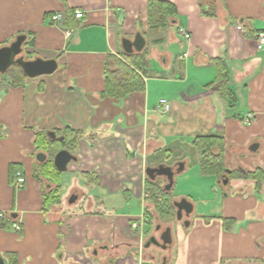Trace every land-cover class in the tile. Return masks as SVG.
I'll return each mask as SVG.
<instances>
[{"label":"crops","instance_id":"0c3cea01","mask_svg":"<svg viewBox=\"0 0 264 264\" xmlns=\"http://www.w3.org/2000/svg\"><path fill=\"white\" fill-rule=\"evenodd\" d=\"M163 1L177 13L148 31L147 0H0V47L23 35L26 59L57 62L17 86L0 79V217L13 223L0 228L2 264H264V48L256 45L264 0ZM57 12L64 28L51 21ZM136 33L149 60L144 90L103 96L108 57L127 53L123 41ZM217 57L227 67L224 97L212 84ZM65 127L84 136L61 173L60 202L46 205L53 183L34 174L43 153L35 133ZM198 136L223 139L221 176L201 173ZM160 164L175 171L173 203L192 205L179 220L173 205L165 224L144 189L146 167ZM256 170L260 180L246 176ZM167 227L165 248L145 246L150 237L161 244Z\"/></svg>","mask_w":264,"mask_h":264},{"label":"trees","instance_id":"16d2710c","mask_svg":"<svg viewBox=\"0 0 264 264\" xmlns=\"http://www.w3.org/2000/svg\"><path fill=\"white\" fill-rule=\"evenodd\" d=\"M145 10L148 31L167 27L169 18L177 13L173 4L163 0H147ZM212 62L216 68V76L212 84H215L219 93L224 97L228 92V73L225 60L217 57L212 59ZM148 69L149 60L145 48L140 52L131 54L122 53L121 57L109 56L105 63V85L101 94L110 98L121 99L133 92L143 91L145 87L144 78L149 75ZM26 78L18 65H12L0 75L1 81L12 86L22 84ZM56 133L57 136L51 138L45 132L37 131L34 139L36 149L47 155L42 162L35 164L34 174L37 177L51 180L53 183V186L43 193V204L46 205L60 202V176L62 172H59L54 166V155L60 149H66L75 154L78 142L84 136L81 130L70 127H65ZM193 144L198 150V164L201 173L221 176L224 172L223 139L214 136H198L193 139ZM213 149H217V152L214 153ZM81 175L86 179L87 184L97 183V175L94 172H81ZM258 175H260V170L246 174L247 177H256L260 180ZM144 187L155 217L160 221L175 218L171 192L164 189L163 180L146 178ZM146 214L148 215L147 210ZM12 225L13 223L4 215L0 217V228L7 229Z\"/></svg>","mask_w":264,"mask_h":264},{"label":"water","instance_id":"95a60500","mask_svg":"<svg viewBox=\"0 0 264 264\" xmlns=\"http://www.w3.org/2000/svg\"><path fill=\"white\" fill-rule=\"evenodd\" d=\"M24 36L19 35L16 37L14 41H12L9 45L0 47V73H5L9 67L12 65H18L23 73L28 78H35L41 75H48L52 74L57 69V62L55 59H42L40 57H36L33 59H26L23 55L22 51V44L24 41ZM145 44V40L140 33H136L134 40H124L123 47L127 53L132 52H140ZM48 136L51 138L55 137L53 132H48ZM60 139L62 137H59ZM39 161H43L45 159V154L39 153L37 156ZM76 161V156L70 153L66 149H60L56 152L53 157V163L56 169L59 172H64L67 170V166L70 162ZM182 165L180 164L181 169ZM174 170L171 166L167 165H157L156 167H146L145 173L148 178L155 179L158 176L164 177L166 179V184L164 185L165 190H169L173 184V177H174ZM227 179L223 177V183H226ZM70 199V201H72ZM173 205L177 208L176 212V219H181L182 210L186 214H188L191 209L192 205L185 199H181L180 201H176ZM161 244L154 238L150 237L146 242L145 246H148L151 242L160 245L162 248H165L168 243L171 241V233L170 228L167 227L165 231L162 233L161 237ZM3 261L0 258V264Z\"/></svg>","mask_w":264,"mask_h":264},{"label":"built area","instance_id":"2783aa9c","mask_svg":"<svg viewBox=\"0 0 264 264\" xmlns=\"http://www.w3.org/2000/svg\"><path fill=\"white\" fill-rule=\"evenodd\" d=\"M73 15L76 19H81L83 16V12L81 10H74ZM51 21L54 25L60 28H64L65 25V15L62 12L54 13L51 16ZM182 35L184 38L188 39L189 34L187 32H184L183 29H180ZM65 34L68 36L70 34V31L68 29H65ZM256 45L257 49H263L264 48V32H258L256 34ZM160 103L164 105V110H168L169 104L166 102L165 99H160ZM247 121H249L247 119ZM24 182V177L21 176L20 172H17V184L20 186ZM144 222V219H143ZM139 226L138 223H133V228H137ZM15 228H18L16 225H14Z\"/></svg>","mask_w":264,"mask_h":264},{"label":"rangeland","instance_id":"374dc122","mask_svg":"<svg viewBox=\"0 0 264 264\" xmlns=\"http://www.w3.org/2000/svg\"><path fill=\"white\" fill-rule=\"evenodd\" d=\"M81 189L82 188H79V192L81 191ZM78 196L80 197L81 196V194L79 193L78 194ZM61 197V196H60ZM155 215V214H154ZM156 216V215H155ZM175 219L173 218V219H170V220H164V221H161V223L163 224H165V223H170V222H173ZM160 221V220H159ZM157 222H158V219H157ZM150 249H152V250H154L155 248L154 247H150ZM156 251H158V250H156Z\"/></svg>","mask_w":264,"mask_h":264}]
</instances>
